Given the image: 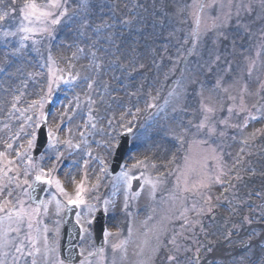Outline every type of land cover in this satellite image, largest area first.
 <instances>
[{"label": "rangeland", "instance_id": "374dc122", "mask_svg": "<svg viewBox=\"0 0 264 264\" xmlns=\"http://www.w3.org/2000/svg\"><path fill=\"white\" fill-rule=\"evenodd\" d=\"M24 3L0 0V12H9L0 21V95L9 92V103L0 111V138L10 149L11 134L17 132L26 142L36 123L46 121L52 133L49 151L56 145L63 150L66 174L58 173L59 179L69 189H85L77 216L84 238L80 249L87 257L82 264H156L161 257L165 264H194L192 255L199 256V264L207 258L205 264H264V141L257 139L264 124V0H224L222 11L210 10L211 17L219 16L212 30L206 9L198 38L193 35V0H62L67 15L52 31L57 38L33 34L22 47L21 34L6 37L3 32L16 30ZM42 42L49 45L45 60L40 56ZM48 66L51 100H43V116L38 118L34 113L41 109L42 98L37 70ZM33 72L36 78H30ZM61 94L64 100L54 104ZM48 102L52 107L46 117ZM205 107L213 112L206 113ZM149 108L151 113L143 117ZM202 122L205 126L198 127ZM99 125L110 141L121 130H133V135L126 169L113 179L105 197L111 224L106 246L97 252L88 247L86 228L92 212L88 206L98 207L103 199L97 160L103 159L109 140L99 142L95 151ZM85 152L93 157V177L89 170H78ZM45 155L39 158L40 167L29 166L27 174L2 159L0 173H8L3 174L0 201H11L7 192L12 182L23 183L18 202L29 213L37 209L30 185L41 169L49 177ZM122 172L135 177L130 186ZM216 176L221 182H214ZM136 180L140 185L133 191ZM201 182L208 186L201 187ZM52 185L55 193L31 216L33 227L28 228L26 218L18 233L9 234L13 242L0 248L4 264H65L56 245V214L68 199ZM73 192L69 195L75 198ZM18 202L7 207L19 208ZM212 225L218 229L207 235ZM31 237L37 238L35 247ZM222 241L225 247L218 250ZM20 244L23 249L17 253ZM169 255L176 261H169Z\"/></svg>", "mask_w": 264, "mask_h": 264}, {"label": "snow or ice", "instance_id": "6c2138e0", "mask_svg": "<svg viewBox=\"0 0 264 264\" xmlns=\"http://www.w3.org/2000/svg\"><path fill=\"white\" fill-rule=\"evenodd\" d=\"M14 2V0H13ZM230 4V0H229ZM193 7H195L196 11L194 12L195 16V23H196V29L193 32V35L196 36L197 38L199 37V32H200V25L202 22V18L205 15V10H209V17L212 19L213 23L208 26V30H212L216 28L215 20L219 19V16L216 17H211L210 10L212 8L218 7L221 11L225 7L224 0H193ZM250 10V9H249ZM16 9H11V12H15ZM20 13H21V21L16 28L15 31H4L3 35L4 36H16L17 34L20 35V40H21V46L23 47V41H26L31 38V35L37 34V33H48L51 35L52 31L55 29V26L59 25L61 22V18L67 15V8L64 6L62 3V0H47V3L44 4H38L36 0H25V3L23 6L20 8ZM9 15V12H0V21L4 20V18ZM239 15V13H237ZM230 17V14H229ZM51 58V57H49ZM216 59L218 60L219 57L217 56ZM60 80H63V77H59ZM75 79V77H73ZM67 82V81H65ZM91 86V85H89ZM51 83L49 84V93L51 92ZM234 99V98H233ZM42 106V105H41ZM241 110L243 111V107H241ZM229 113L232 112V108L228 109ZM205 112L206 113H211L213 112V109L210 107H205ZM205 121L209 119V117L206 115L205 116ZM254 119V117H253ZM223 123H226V121H222ZM248 123V118L245 119V122L243 124V127H247ZM204 123L202 122L198 127H204ZM234 127H241V125H234ZM211 131H215L214 128L211 129ZM49 135L51 136L52 133L49 131ZM69 146H71L70 141L68 142ZM11 147V145H9ZM4 153H0V157H2ZM59 157H57L58 159ZM11 163V161H9ZM11 171V169H9ZM46 174L43 169L40 170L39 174L36 175L34 184L37 182H43L46 184H55L56 188L58 191L65 196L68 199V202L70 204H84L85 200L83 198L82 193L85 191L83 185H80L76 191L75 198L69 195L61 185V182L58 179H55L54 177L52 179H46L45 178ZM121 176L125 180V182L130 186L131 182L135 177L129 176L128 172H122ZM12 179V178H10ZM15 179H19L16 177ZM3 177H0V195L4 194V188L5 186L2 183ZM146 183H152L150 180H146ZM214 182H221L220 177L216 176ZM25 184H27V180L24 181ZM18 186V185H17ZM208 185L204 184L201 182V187H207ZM30 187H32L30 185ZM153 187L155 185L153 184ZM187 190V189H185ZM7 196L11 197L12 196V191L7 192ZM206 200L210 201L211 196H206ZM11 203L10 200L5 199L3 201H0V213H3V215H0V248L6 247L7 245L11 244L13 241L9 239V234L12 232L18 233L20 231L19 225L23 224L25 222V219L27 218V224L28 228L31 229L33 227L32 219L31 216L33 214H38L39 213V208L33 210L32 213H29L24 207L22 202L20 203V207H13V208H8L7 205ZM43 203V202H41ZM57 204L59 205V201H57ZM105 205L108 204V201L104 202ZM89 211H95V209L89 205L88 206ZM193 209H195V205H193ZM201 213L204 211L203 209L199 210ZM208 211L211 212L212 208L209 207ZM5 221H9V226L5 229L3 228V224ZM16 224V227H12V224ZM39 231V229H37ZM45 231L47 229L45 228ZM32 242H33V247H35V244L37 242L36 237H31ZM46 240V237H45ZM172 243H175V240L173 239ZM23 249V244H20L16 246L15 251L17 253H21ZM37 252H39V249H35ZM179 250V249H177ZM187 250V249H186ZM211 251V249H209ZM199 252V250H197ZM7 255V253H5ZM28 255H32V252H29ZM169 261H176V256L174 255H169L167 257ZM0 264H4L3 260H0ZM33 264H35V261H33ZM194 264H199V256L197 255L195 257Z\"/></svg>", "mask_w": 264, "mask_h": 264}, {"label": "bare ground", "instance_id": "6f19581e", "mask_svg": "<svg viewBox=\"0 0 264 264\" xmlns=\"http://www.w3.org/2000/svg\"><path fill=\"white\" fill-rule=\"evenodd\" d=\"M9 92L8 91H4L1 95H0V111L4 108V107H6L7 105H8V103H9ZM98 132H100L99 134L96 132V135H95V140H96V142H97V144H96V149H95V151H97V150H99V147H98V143L99 142H101V141H104V140H109V137H107V135L105 136V134H104V128L101 126V125H99V130H98ZM110 141V140H109ZM0 142H2V139L0 138ZM104 147H111L110 145H109V142H107V143H105L104 145H103V148ZM75 155V154H74ZM157 155V157H159V158H161V157H163V155H161V154H159V153H157L156 154ZM164 158H165V156H164ZM74 170H72V172H73ZM91 174H93L92 175V177L95 175V170H94V167L92 166L91 167ZM249 178H251V177H249ZM249 178L247 179V181L249 180ZM110 221H111V219H110ZM109 222V221H108ZM222 223H223V221H222ZM212 227H213V225H212ZM212 227H210V228H208L207 229V235H212V233L211 232H213L214 231V233H216V231H217V225L215 226L214 225V227L212 228ZM229 245H231V243L229 244ZM228 245V246H229ZM198 247H199V245H198ZM223 247H225V245L223 244V241L220 243V245L217 247V249L219 250V249H221V248H223ZM217 249H215V250H217ZM238 259H241L242 258V256H241V254L239 253V252H237L236 254H234ZM243 260H241V263L240 264H246L245 263V261H244V263L242 262Z\"/></svg>", "mask_w": 264, "mask_h": 264}]
</instances>
